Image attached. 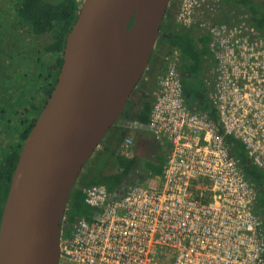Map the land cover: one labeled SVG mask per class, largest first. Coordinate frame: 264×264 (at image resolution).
Masks as SVG:
<instances>
[{
    "label": "built area",
    "instance_id": "2783aa9c",
    "mask_svg": "<svg viewBox=\"0 0 264 264\" xmlns=\"http://www.w3.org/2000/svg\"><path fill=\"white\" fill-rule=\"evenodd\" d=\"M81 4L84 0H75ZM181 29L207 36L203 96L215 120L190 103L181 50L168 47L154 77L145 124L165 156L162 174L128 182L121 195L84 189L89 215L60 224L58 264H264L256 186L232 154L237 140L264 172V30L225 0H170ZM133 120L116 155L133 154Z\"/></svg>",
    "mask_w": 264,
    "mask_h": 264
},
{
    "label": "water",
    "instance_id": "95a60500",
    "mask_svg": "<svg viewBox=\"0 0 264 264\" xmlns=\"http://www.w3.org/2000/svg\"><path fill=\"white\" fill-rule=\"evenodd\" d=\"M170 0H84L23 141L0 216V264H58L70 192L148 68ZM147 129L145 125H142ZM125 180L114 193L121 195Z\"/></svg>",
    "mask_w": 264,
    "mask_h": 264
},
{
    "label": "trees",
    "instance_id": "16d2710c",
    "mask_svg": "<svg viewBox=\"0 0 264 264\" xmlns=\"http://www.w3.org/2000/svg\"><path fill=\"white\" fill-rule=\"evenodd\" d=\"M225 3L230 9H238L235 18H238L242 14L241 10H244L248 15V19L258 29L264 30V6L261 0H225ZM79 7L80 4L75 0H19L15 5V13L19 23L26 27L33 35L50 34L53 36L52 41L43 48L45 53L52 56L51 63L44 68L46 70L45 73L38 75V78L43 77L45 81H52V85L44 88L43 95L45 98L38 104L36 102H29L30 109H26L24 114L29 112L28 115L30 114L31 118L28 117L22 120L21 125L24 128L18 134V141L14 147H8V151L4 152L0 158V216L21 145L56 82L62 64L61 57L65 36L77 16ZM169 10L167 8L165 15L168 14ZM160 37L165 46L177 47L181 50V81L185 97L190 103L207 112L215 120L212 106L203 96L202 87L204 69L207 66L206 61L209 57L207 36L195 28L181 29L179 27L174 31L168 30L166 32L160 29L158 38ZM152 57L153 52L148 67ZM163 68L164 66L161 62L156 72L159 73ZM137 86L139 88L132 95L135 93L139 95L142 98V102L139 111L132 115V119L140 125H145L148 122L152 96L145 86H139V84ZM1 99L6 106L12 107L10 98L5 99L1 97ZM128 105L124 110V115L128 113ZM144 130L140 126L135 133V145L132 156L121 158L116 155V151L126 129L125 127L116 125L110 129L108 135L100 144L103 145V149L98 152L95 151L88 160L87 164L90 163V165L87 169L86 177L80 182H78V178L69 194L62 222L64 233L70 231L73 219L77 215H89L91 213V208L84 203L85 187L100 184L106 186L114 194L125 180L141 183L147 177H157L162 174L165 156L158 144L154 157L145 162H139L137 159V156L145 150L143 143H140V145L138 143V137ZM225 140L231 146L232 154L239 160L242 168L256 186V212L261 217L264 226V172L249 161L243 146L237 140L229 136ZM111 164L115 165L114 169L110 167Z\"/></svg>",
    "mask_w": 264,
    "mask_h": 264
},
{
    "label": "rangeland",
    "instance_id": "374dc122",
    "mask_svg": "<svg viewBox=\"0 0 264 264\" xmlns=\"http://www.w3.org/2000/svg\"><path fill=\"white\" fill-rule=\"evenodd\" d=\"M18 1L0 0V158L4 152L8 151V147H14L18 141V134L24 128L21 125L22 120L31 118L30 114L28 115L29 112L24 114L26 109H30L29 102L38 104L45 98L44 88L52 85V81H45L43 77L38 78V75L45 73L44 68L51 63L52 56L45 53L43 48L52 41L53 36L50 34L35 36L22 26L15 13V5ZM261 2L264 6V0ZM174 16L175 11L172 8L164 17L162 31H174L179 28ZM167 49L168 46H165L161 37H157L150 65L138 83L139 86H145L149 92L161 63L160 56ZM1 97L10 98L12 107L6 106ZM141 102L142 98L136 93L133 94L128 101L127 114H136L141 107ZM129 131L127 130L123 137L129 134ZM138 138L139 145L143 143L145 150L137 156V159L139 162H145L156 155L158 143L146 129ZM102 149L103 145H99L96 152ZM89 165L90 163L85 165L78 182L86 177ZM110 167L114 169L115 165L111 164Z\"/></svg>",
    "mask_w": 264,
    "mask_h": 264
},
{
    "label": "flooded vegetation",
    "instance_id": "af4514ba",
    "mask_svg": "<svg viewBox=\"0 0 264 264\" xmlns=\"http://www.w3.org/2000/svg\"><path fill=\"white\" fill-rule=\"evenodd\" d=\"M48 98V97H47ZM46 98V100H47ZM124 113V112H123ZM132 115L129 114H122L120 122L116 124V126H122L125 127L126 131L130 128L131 123L133 122Z\"/></svg>",
    "mask_w": 264,
    "mask_h": 264
}]
</instances>
